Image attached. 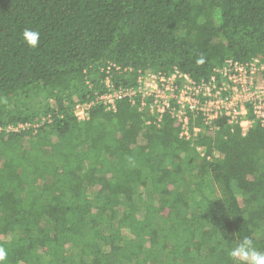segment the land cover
<instances>
[{
  "label": "trees",
  "instance_id": "trees-1",
  "mask_svg": "<svg viewBox=\"0 0 264 264\" xmlns=\"http://www.w3.org/2000/svg\"><path fill=\"white\" fill-rule=\"evenodd\" d=\"M254 57L264 0H0V124L45 117L0 133L5 264H234L244 237L264 252V124L191 115L203 131L186 139L171 114L99 100L109 77L178 68L199 83Z\"/></svg>",
  "mask_w": 264,
  "mask_h": 264
},
{
  "label": "built area",
  "instance_id": "built-area-1",
  "mask_svg": "<svg viewBox=\"0 0 264 264\" xmlns=\"http://www.w3.org/2000/svg\"><path fill=\"white\" fill-rule=\"evenodd\" d=\"M216 72L221 77L215 74L211 80L197 83L178 68L165 72L149 71L139 76L135 87L116 86L109 77L105 80L108 90L99 95V100L110 108L122 99L133 104L139 101V110L155 115L158 123L166 113L171 114L182 123L180 136L186 139L195 138L203 131L201 125L190 129L191 115L193 118L201 116L203 124L210 128L218 118H226L229 124H239L244 133L258 122L263 125L264 76L258 81L257 74L264 72V60L260 57H254L248 63L227 60ZM94 103H77V117L89 116ZM44 120L45 117L39 122L0 124V133H21L31 127L38 128ZM151 121L149 118L148 124Z\"/></svg>",
  "mask_w": 264,
  "mask_h": 264
},
{
  "label": "clouds",
  "instance_id": "clouds-1",
  "mask_svg": "<svg viewBox=\"0 0 264 264\" xmlns=\"http://www.w3.org/2000/svg\"><path fill=\"white\" fill-rule=\"evenodd\" d=\"M23 39L30 48L39 46L40 34L31 29L23 31ZM229 257L234 264H264V252L258 251L250 237H244L238 244L231 248ZM8 257L7 250L0 246V264H5Z\"/></svg>",
  "mask_w": 264,
  "mask_h": 264
}]
</instances>
